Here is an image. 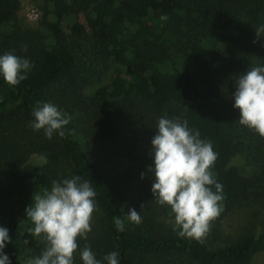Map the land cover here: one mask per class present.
<instances>
[{"label":"trees","instance_id":"trees-1","mask_svg":"<svg viewBox=\"0 0 264 264\" xmlns=\"http://www.w3.org/2000/svg\"><path fill=\"white\" fill-rule=\"evenodd\" d=\"M31 1L36 24L20 16V0H0V55L32 65L16 86L0 76V227L9 230L11 264H28L46 246L29 233L33 195L74 176L90 182L100 209L87 239L77 238L74 264L86 245L101 264L111 252L119 264H253L264 251V137L239 123L233 93L236 78L264 66V32L255 31L264 0ZM43 103L71 117L64 137L30 126ZM161 117L187 121L217 154L210 171L222 211L199 241L168 224L175 214L151 191ZM32 154L47 163L27 165ZM130 209L141 223L128 220ZM239 209L260 219V232L225 231Z\"/></svg>","mask_w":264,"mask_h":264},{"label":"clouds","instance_id":"clouds-1","mask_svg":"<svg viewBox=\"0 0 264 264\" xmlns=\"http://www.w3.org/2000/svg\"><path fill=\"white\" fill-rule=\"evenodd\" d=\"M160 19L168 17L163 15ZM255 31L260 36L264 25ZM31 67L28 59L12 52L0 55V76L10 86L27 79ZM235 87L233 107L240 110L239 123L264 137V66H251L245 75L235 79ZM32 115L34 120L30 126L35 131L43 130L48 139L54 133L64 137L63 129L71 120L51 103L38 104L32 109ZM157 129L150 153L154 166L147 169L155 176L152 194L157 203L171 207L179 235L199 241L210 230V221L222 211V185L210 171L217 154L211 142L201 140L199 131L190 129L187 121L161 117ZM95 195L90 182H81L79 176L53 180L50 189L33 195V203L25 210L34 225L29 233L35 237L43 234L46 246L28 264H74V253L79 247L77 238L87 239L91 232ZM126 216L133 223L142 222L135 209H130ZM114 223L118 231L124 230L121 219L114 217ZM8 243H11L9 230L0 227V264H11L4 252ZM79 254L83 264H101L87 245ZM118 256V252H111L104 260L107 264H119Z\"/></svg>","mask_w":264,"mask_h":264},{"label":"rangeland","instance_id":"rangeland-1","mask_svg":"<svg viewBox=\"0 0 264 264\" xmlns=\"http://www.w3.org/2000/svg\"><path fill=\"white\" fill-rule=\"evenodd\" d=\"M20 10L19 14L22 16L23 20L30 24H36L37 20L40 18V9L39 7L32 2L31 0H20ZM72 18L69 17L64 20L63 25L67 28V24L71 21ZM78 20L83 21V16L80 15ZM47 163L46 158L40 154H32L27 161V165L32 164H40L45 165ZM100 213V209L96 205V210L93 212L92 218L97 216ZM251 214H246L243 209L236 210L230 213L224 219L225 231L228 234L238 235L240 232L243 231H256V233L260 232V225L259 221L252 216L249 217ZM169 225H172L175 228H178L175 224L174 220L168 221ZM253 264H264V251L257 254L254 258Z\"/></svg>","mask_w":264,"mask_h":264}]
</instances>
